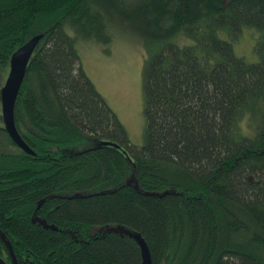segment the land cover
<instances>
[{
  "label": "trees",
  "instance_id": "obj_1",
  "mask_svg": "<svg viewBox=\"0 0 264 264\" xmlns=\"http://www.w3.org/2000/svg\"><path fill=\"white\" fill-rule=\"evenodd\" d=\"M116 21L148 53L141 146L77 45L110 42ZM244 27L256 62L235 51ZM37 33L15 107L36 155L0 151V233L19 264H143L137 235L152 264H264V0H0V96ZM0 254L12 261L2 234Z\"/></svg>",
  "mask_w": 264,
  "mask_h": 264
},
{
  "label": "rangeland",
  "instance_id": "obj_2",
  "mask_svg": "<svg viewBox=\"0 0 264 264\" xmlns=\"http://www.w3.org/2000/svg\"><path fill=\"white\" fill-rule=\"evenodd\" d=\"M111 29L113 37L108 43L95 38L77 41L81 61L88 75L127 128L131 142L141 146L146 123L143 68L148 57L144 37L138 27L127 25L126 22L123 24L116 21L111 24ZM259 38L258 30L244 27L237 37L232 38L235 51L247 61L256 62L259 59ZM186 40L187 42L180 43L191 42L188 38ZM0 115V126H4L1 98ZM240 126L243 131L252 129L247 116L240 121ZM9 137L0 132V151L19 150Z\"/></svg>",
  "mask_w": 264,
  "mask_h": 264
},
{
  "label": "water",
  "instance_id": "obj_3",
  "mask_svg": "<svg viewBox=\"0 0 264 264\" xmlns=\"http://www.w3.org/2000/svg\"><path fill=\"white\" fill-rule=\"evenodd\" d=\"M44 37V33H37L30 37L25 43L18 47L12 54L10 61V68L7 74L4 85L1 88V102H2V117L4 129L9 134L12 141L22 150L31 155H36V151L25 140L20 130L18 129L15 119V107L19 96L20 89L23 85L29 62ZM105 144H115L113 142L105 141ZM8 244L12 261H7L0 254V264H19L13 246L7 237L3 235ZM142 249L143 264H152V253L148 243L139 235L136 236Z\"/></svg>",
  "mask_w": 264,
  "mask_h": 264
}]
</instances>
